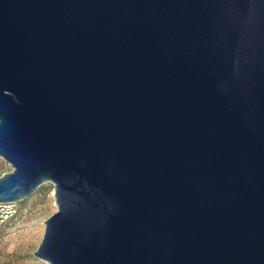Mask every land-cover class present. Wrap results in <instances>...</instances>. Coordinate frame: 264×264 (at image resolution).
<instances>
[{"label":"water","instance_id":"1","mask_svg":"<svg viewBox=\"0 0 264 264\" xmlns=\"http://www.w3.org/2000/svg\"><path fill=\"white\" fill-rule=\"evenodd\" d=\"M0 157L48 264H264V0H0Z\"/></svg>","mask_w":264,"mask_h":264},{"label":"rangeland","instance_id":"2","mask_svg":"<svg viewBox=\"0 0 264 264\" xmlns=\"http://www.w3.org/2000/svg\"><path fill=\"white\" fill-rule=\"evenodd\" d=\"M11 166L0 157V175ZM53 184L44 181L28 197L14 201L13 212L0 225V264H48L33 254L44 219L56 210Z\"/></svg>","mask_w":264,"mask_h":264},{"label":"built area","instance_id":"3","mask_svg":"<svg viewBox=\"0 0 264 264\" xmlns=\"http://www.w3.org/2000/svg\"><path fill=\"white\" fill-rule=\"evenodd\" d=\"M12 204L13 202L0 203V225L5 217L13 212L14 208L12 207Z\"/></svg>","mask_w":264,"mask_h":264}]
</instances>
